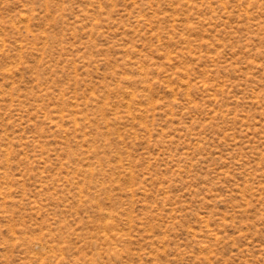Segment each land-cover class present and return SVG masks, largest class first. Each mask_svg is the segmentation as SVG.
Instances as JSON below:
<instances>
[{
	"label": "rangeland",
	"instance_id": "rangeland-1",
	"mask_svg": "<svg viewBox=\"0 0 264 264\" xmlns=\"http://www.w3.org/2000/svg\"><path fill=\"white\" fill-rule=\"evenodd\" d=\"M0 264H264V0H0Z\"/></svg>",
	"mask_w": 264,
	"mask_h": 264
}]
</instances>
